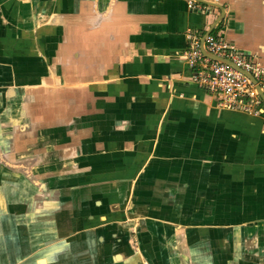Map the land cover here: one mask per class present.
Wrapping results in <instances>:
<instances>
[{"label":"crops","instance_id":"crops-1","mask_svg":"<svg viewBox=\"0 0 264 264\" xmlns=\"http://www.w3.org/2000/svg\"><path fill=\"white\" fill-rule=\"evenodd\" d=\"M206 1L264 66V0ZM196 7L0 0V264H264V104L192 80Z\"/></svg>","mask_w":264,"mask_h":264},{"label":"built area","instance_id":"built-area-1","mask_svg":"<svg viewBox=\"0 0 264 264\" xmlns=\"http://www.w3.org/2000/svg\"><path fill=\"white\" fill-rule=\"evenodd\" d=\"M187 6L192 8L196 4L193 0H187ZM188 38L190 43L182 52V57L192 70V80L213 92L217 97V104L222 108L249 115L263 114L262 99L250 78L232 66L206 56L201 50L199 37L188 35ZM204 47L212 54L229 59L249 72L264 96V66L255 56L239 51L220 34L206 35Z\"/></svg>","mask_w":264,"mask_h":264},{"label":"water","instance_id":"water-1","mask_svg":"<svg viewBox=\"0 0 264 264\" xmlns=\"http://www.w3.org/2000/svg\"><path fill=\"white\" fill-rule=\"evenodd\" d=\"M193 1L195 2V4H203V5H205V6L208 7V8L211 7V6H213V7H217V8L220 9V13H222L220 16H218V17L216 18V20L214 21V23L212 24V26L210 27V29H209V30L207 31V33L205 34V36H206V35L209 34V32H210L212 29L217 28V27H218V24L222 21V19H223V10H224V6H223L222 4L219 5V6H216V5L210 4L211 2L209 3V2L206 1V0H193ZM217 1H218V0H217ZM193 8L197 10V7H196V6L192 7L191 9H193ZM208 8H207V9H208ZM208 11H209V10H206L205 13H208ZM220 35H222V34H220ZM205 36L201 39V43H202L201 50H202V52H203L206 56H208L209 58H211V59H213V60H216V61H219V62L226 63V64L232 66L233 68L239 70L240 72H242V73L245 74L246 76H248V77L250 78V80L255 84V88L258 90V94H259V96L261 97L262 102H263V104H264V96H263L262 93L260 92L259 85L256 84V80L254 79V77H253L249 72L243 70L241 67H239L238 65H236L235 63H233L231 60L226 59V58L219 57V56L214 55V54H212L211 52L207 51L206 48L204 47V38H205ZM224 38H225V37H224ZM231 43H232V42H231ZM232 44H233V43H232ZM233 45H234V44H233ZM234 46H235V45H234ZM235 47H236V46H235ZM236 48H237V47H236ZM237 49H238L239 51L245 53V54L251 55V53H249V52L246 53V52H244L243 50H240L239 48H237ZM252 54H253V53H252ZM3 162L6 164V166H7L8 168H10V169H12V170H20V171H22L23 173L25 172V174L28 175L29 177H31V176H30V173H29V170H28V167L25 169V168H23L22 166L16 165L15 162H9V161H3ZM18 166H19V167H18Z\"/></svg>","mask_w":264,"mask_h":264},{"label":"flooded vegetation","instance_id":"flooded-vegetation-1","mask_svg":"<svg viewBox=\"0 0 264 264\" xmlns=\"http://www.w3.org/2000/svg\"><path fill=\"white\" fill-rule=\"evenodd\" d=\"M29 179H32V178L29 177ZM138 245L139 244L137 243V241L134 242V244H133V242H131V244H130L133 251H137V247H139ZM134 248H136V250ZM43 259H44L43 257H38L36 252H33L30 255H25V257H23V255H22V258L13 264H40V262L45 264Z\"/></svg>","mask_w":264,"mask_h":264},{"label":"rangeland","instance_id":"rangeland-1","mask_svg":"<svg viewBox=\"0 0 264 264\" xmlns=\"http://www.w3.org/2000/svg\"><path fill=\"white\" fill-rule=\"evenodd\" d=\"M213 32H215V31H213Z\"/></svg>","mask_w":264,"mask_h":264}]
</instances>
